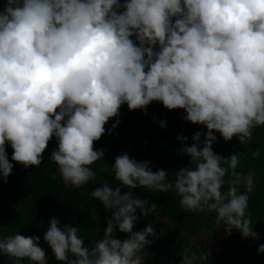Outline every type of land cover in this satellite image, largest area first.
<instances>
[{
	"label": "clouds",
	"instance_id": "obj_1",
	"mask_svg": "<svg viewBox=\"0 0 264 264\" xmlns=\"http://www.w3.org/2000/svg\"><path fill=\"white\" fill-rule=\"evenodd\" d=\"M153 101L182 109L183 120L206 127L203 141L197 131L191 146L178 150L195 167H182L169 181L168 172H153L149 161L117 156L114 177L129 191L121 194L105 183L91 192L111 212L91 250L76 226L49 220L43 239L61 264H140L136 253L157 234L151 224L133 231L137 210L141 216L152 212L146 199L133 195L135 188L172 190L184 211L214 212L226 234L235 228L242 238H260L246 215L253 173L233 171L236 178L222 193L237 156L217 155L212 145L215 132L225 141L236 136L244 145L254 128L264 126V0H5L0 10V177L5 183L13 169L6 144L13 150L11 160L28 168L42 163L53 137L57 143L50 159L65 186L94 180L90 165L104 158V151L94 150L93 142L105 133L106 123L123 104L143 111ZM176 139L183 145L188 138ZM252 155L255 159L259 152ZM116 231L127 238H115ZM257 252L264 253V244ZM0 255L5 264L25 258L45 264L35 235L0 239ZM208 255L184 248L179 264H205Z\"/></svg>",
	"mask_w": 264,
	"mask_h": 264
},
{
	"label": "trees",
	"instance_id": "obj_2",
	"mask_svg": "<svg viewBox=\"0 0 264 264\" xmlns=\"http://www.w3.org/2000/svg\"><path fill=\"white\" fill-rule=\"evenodd\" d=\"M4 2L5 0H0V10ZM182 115V109L169 110L158 101L151 102L143 111L129 110L126 104L121 105L119 115L109 119L105 125V133L98 141L93 142L94 150L104 151V158L90 165L95 172V179L78 188L65 186L58 166L50 159L51 151L56 148L55 137L48 142L42 154V163L28 168L11 160L13 150L6 144V152L13 169L6 183L0 177V239L16 233L25 237H39V246L45 252L47 264L53 253L43 236L49 220L57 218L61 225L76 226L78 237L83 239V246L91 250L96 240L103 237L106 220L111 218V212L105 210L91 196V192L105 183L113 189L119 187L121 194L129 191L114 177L112 164L117 156L126 153L137 162L149 161L153 172L158 169L167 171L169 181H174L175 172L182 167H195L194 164H189L190 157L179 155L178 150L182 146H191V137L197 131L202 133L203 141V133L207 129L203 125L183 120ZM117 121L119 123L109 133V129ZM160 121L165 122L163 128L160 127ZM214 134L217 137L212 145L215 154L229 157L235 153L237 156L235 169H229L224 177L222 193L227 192L228 182L235 180L236 177L231 175L233 171L243 176L253 173L254 186L253 191L248 194L246 215L251 221L252 230L260 238H242L235 228L230 234H226L224 225L223 248L219 251L200 250L191 243V239L217 230L213 219L214 212L184 211L179 204L180 197L172 190L162 193L155 189L135 188L131 189L133 195L141 200L146 199V207H152L149 215L166 220V227L157 231L158 233L155 231V244L149 256L140 264H179L184 248L197 254L200 251L208 253L205 264H264V253L257 252L258 246L264 244V126L254 128L251 140L244 145L238 143L236 136L225 141L218 132ZM178 135L188 138L183 145L176 139ZM253 152H259L255 159ZM221 166L227 168L224 162ZM136 215L139 219L134 224V232L141 231L148 225L146 216H141L139 210ZM115 238L122 241L127 238V234L116 231ZM6 259L0 255V264H5ZM16 264L35 262L25 258Z\"/></svg>",
	"mask_w": 264,
	"mask_h": 264
},
{
	"label": "rangeland",
	"instance_id": "obj_3",
	"mask_svg": "<svg viewBox=\"0 0 264 264\" xmlns=\"http://www.w3.org/2000/svg\"><path fill=\"white\" fill-rule=\"evenodd\" d=\"M238 191L242 192L244 190L243 185H238ZM213 219L216 223L217 230L211 234H202L191 239V243L200 250H214L219 251L223 248L224 243V225L217 223L215 219V213H213ZM147 224H151V227L154 231H162L166 227V220L152 217L150 215L146 216ZM157 232V233H158ZM147 239L152 240V237H147ZM156 239L152 240L151 245L146 246L144 249L139 250L136 253V256L139 257L140 263L145 260L153 248ZM47 264H61L60 261H57L55 256L52 255L51 259Z\"/></svg>",
	"mask_w": 264,
	"mask_h": 264
}]
</instances>
